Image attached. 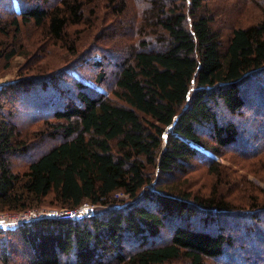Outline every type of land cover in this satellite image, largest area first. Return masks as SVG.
Wrapping results in <instances>:
<instances>
[{
	"label": "trees",
	"instance_id": "16d2710c",
	"mask_svg": "<svg viewBox=\"0 0 264 264\" xmlns=\"http://www.w3.org/2000/svg\"><path fill=\"white\" fill-rule=\"evenodd\" d=\"M248 1L261 11L262 22L232 27L224 40L204 0H0V35L6 38L0 55L10 50L4 55L8 68L24 47L23 27L39 31L40 46L47 47L67 45L71 28L89 26L106 5L109 22L126 23L123 32L103 35L111 50L108 62L96 64L98 84L107 77L108 65L115 69L114 99L77 82L75 98L61 102L62 109L52 115L55 121L46 122L42 114L48 101H39L35 92L60 94L58 72L49 80L28 77L0 85V214L76 210L86 204L100 209L80 221L47 218L0 228V264H207L222 259L223 264H264L263 250L254 260L230 258L234 236L224 233L222 223L231 217L237 227L243 215L262 223L264 206L253 195L256 190L242 192L252 209L242 213L217 186L195 197L180 186L193 161L207 163L209 174L222 183L216 158L227 150L250 156L236 126L219 121V109L241 116L248 109L243 85L261 84L264 78V0ZM69 49L75 50L73 43ZM22 96L35 97L36 120L44 123L31 137L12 122L14 112L5 113L6 103L12 97L19 103ZM46 135L62 141L16 174L12 157H27L32 138ZM153 171L163 177L162 185L154 183ZM151 185L152 192L138 200ZM121 194L126 198H117ZM201 215V229L184 223ZM171 223L178 224L162 242V230Z\"/></svg>",
	"mask_w": 264,
	"mask_h": 264
},
{
	"label": "rangeland",
	"instance_id": "374dc122",
	"mask_svg": "<svg viewBox=\"0 0 264 264\" xmlns=\"http://www.w3.org/2000/svg\"><path fill=\"white\" fill-rule=\"evenodd\" d=\"M189 1L190 0H186V3H189ZM203 4L209 8L210 14L214 18L213 27L216 32L222 34L224 40L228 37L232 27L237 25H242L243 27L256 25L263 20L261 11L253 6V4H250L248 0H204ZM96 6H98V4ZM96 12L97 15L92 18L89 26H75L71 28L67 45L50 44L47 47L46 45L41 47L39 42L42 41V39H40L41 36L39 31L32 26H28L22 29L21 39L24 47L17 52V56L12 60L9 68L7 67L4 55L9 54L10 50L0 55V85L13 83L28 77H38L41 78V81L49 80L54 73L58 72L57 75L61 77V82L59 83L61 88L60 94L43 92L40 96L38 91L35 92L39 101L47 100V106H50L43 110L42 115H44V119H47L46 122L55 121L52 115L53 112L62 109L61 102L64 101V104H66L75 98L78 92L75 88L77 82H84L88 86L99 88V90H102L109 97L114 99L112 91L114 89L113 74L115 69L108 65L106 68L107 77L103 83L98 84L95 81L99 73L96 64L102 60L108 62L106 56L109 53L108 50H111V47L107 46V44L102 41L101 38H103V35L106 34L108 36V34H112L115 30H117L118 33L123 32L124 30H121V28L124 27L126 23L120 24L121 22L119 20L114 23L109 22L107 19V5L106 7L104 6V9H101V11L98 12L96 10ZM4 41H6V38L0 35V51L2 48L1 44ZM71 43H73L75 50L69 49ZM259 80L260 79H258V81ZM39 83L41 86V82ZM91 91L94 90L92 89ZM242 92L248 109L244 110L241 116L236 117H232L226 114L223 109H219V121L221 125L232 123L236 126L239 132V142L243 146H246L249 153L245 154H250V156L246 157L245 155L244 158H240L237 154H234L232 150H227L223 156L216 158V161L222 166V183L217 182L216 179L209 174L207 171V163L204 162L203 164V162L193 161L195 167L189 169L191 173L186 177H182L180 186L187 187L188 192H191L194 197L207 196L217 186L219 193L228 198L231 202L234 211L247 213L252 209L249 207L250 205L248 206V204L243 201L244 195L242 192L245 190L248 192L253 191V189L256 190L253 195L259 198L260 206H264V152H259V148L264 142V78L261 84L255 83L253 80L246 81L242 87ZM23 97L24 96L19 98V103L17 97H12L13 99L9 100L5 105V113L14 112L15 114L12 117V122L17 124L23 135H29V137H31L38 130L44 129V123L36 120L37 111L34 108L35 97L24 100ZM115 101L117 102V100ZM20 109L21 111H19ZM33 115L34 119H32ZM32 139L33 142L31 143L29 155L27 154V157L20 155L12 157L11 162L13 171L16 174L24 172L34 156H38L43 151L51 149L62 141V137L52 140L47 137V135L42 140L40 138ZM210 144H213L212 140H210ZM34 145L40 148H32ZM153 179L154 183L157 182L158 185H162L164 181L163 177L158 175L155 171H153ZM166 182L170 181L167 179ZM151 188L152 185L143 189L138 195V200H142L144 196L151 193ZM117 198L125 199L126 197L121 194ZM132 202L134 201H128V203ZM48 203L51 202L48 201ZM87 206L92 205L87 204ZM94 209L95 215L100 212L99 208L94 207ZM35 211L55 215L60 212L61 209L46 207ZM8 214L15 215L13 213ZM203 216L204 215H201L197 220L193 219L188 223H184L192 228L201 229L203 225L202 220L204 219ZM243 216L245 217L244 219H234V221L236 220V222H239L237 226L239 228L231 222V217L222 218L224 233L229 236H234L235 246L231 250L229 256L233 260L237 258L243 259L244 261L254 260V258L261 257V250L264 252V214L261 215V219H263L262 223L252 221L250 219L251 216ZM63 218L65 217H61V219ZM84 218H80L78 221ZM174 224L176 223H171L169 227L162 230L160 239L162 242L168 241V237L171 233L170 229L173 228ZM255 224L257 231L255 230L251 233L248 227H252ZM225 261L226 259H222L220 262L208 261L207 264H223ZM173 264L188 263L181 261Z\"/></svg>",
	"mask_w": 264,
	"mask_h": 264
},
{
	"label": "built area",
	"instance_id": "2783aa9c",
	"mask_svg": "<svg viewBox=\"0 0 264 264\" xmlns=\"http://www.w3.org/2000/svg\"><path fill=\"white\" fill-rule=\"evenodd\" d=\"M93 206L84 205L76 210H61L60 212L54 214H44L37 212L35 210H29L22 213H13L15 215H11L8 213L0 214V228L2 229H15L26 223L32 221H38L42 219H58L63 221H78L80 218L84 217H93L95 215ZM8 214V215H7ZM61 217H65L61 219Z\"/></svg>",
	"mask_w": 264,
	"mask_h": 264
}]
</instances>
